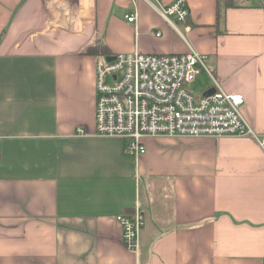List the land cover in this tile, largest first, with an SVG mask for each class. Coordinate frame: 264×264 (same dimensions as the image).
I'll return each instance as SVG.
<instances>
[{
    "label": "crops",
    "instance_id": "obj_1",
    "mask_svg": "<svg viewBox=\"0 0 264 264\" xmlns=\"http://www.w3.org/2000/svg\"><path fill=\"white\" fill-rule=\"evenodd\" d=\"M185 3L184 39L148 0H0V264H264L253 137H146L133 156L123 139L94 134L97 57L189 47L264 134L261 6ZM194 81L211 88L205 71ZM136 209L144 222L130 250L116 216Z\"/></svg>",
    "mask_w": 264,
    "mask_h": 264
},
{
    "label": "built area",
    "instance_id": "obj_2",
    "mask_svg": "<svg viewBox=\"0 0 264 264\" xmlns=\"http://www.w3.org/2000/svg\"><path fill=\"white\" fill-rule=\"evenodd\" d=\"M173 29L185 39L184 23L189 10L185 0H148ZM244 4L250 0H236ZM264 12V0H256ZM134 25L136 11L126 15ZM159 32H156L158 35ZM112 60L97 57L95 61V130L94 134L118 137L124 150L139 156L146 150V137L251 136L264 152V134L254 132L241 112L239 93L225 91L211 73L207 56L192 47L183 53L118 52ZM205 71L212 92H195L190 87L197 75ZM76 136L85 135L77 128ZM121 238L130 250L139 247V232L144 218L136 209L119 214Z\"/></svg>",
    "mask_w": 264,
    "mask_h": 264
},
{
    "label": "trees",
    "instance_id": "obj_3",
    "mask_svg": "<svg viewBox=\"0 0 264 264\" xmlns=\"http://www.w3.org/2000/svg\"><path fill=\"white\" fill-rule=\"evenodd\" d=\"M87 51L88 52H93V53H98V54L105 53V51H103L101 45H90L87 48Z\"/></svg>",
    "mask_w": 264,
    "mask_h": 264
},
{
    "label": "water",
    "instance_id": "obj_4",
    "mask_svg": "<svg viewBox=\"0 0 264 264\" xmlns=\"http://www.w3.org/2000/svg\"><path fill=\"white\" fill-rule=\"evenodd\" d=\"M113 55H107L106 57H105V59L106 60H112L113 59ZM210 92H212V88H209V89H207L206 91H204V94H209Z\"/></svg>",
    "mask_w": 264,
    "mask_h": 264
},
{
    "label": "rangeland",
    "instance_id": "obj_5",
    "mask_svg": "<svg viewBox=\"0 0 264 264\" xmlns=\"http://www.w3.org/2000/svg\"><path fill=\"white\" fill-rule=\"evenodd\" d=\"M190 87L192 88L193 91L198 92V91L196 90V88L198 87V85L195 83V81L191 84Z\"/></svg>",
    "mask_w": 264,
    "mask_h": 264
}]
</instances>
